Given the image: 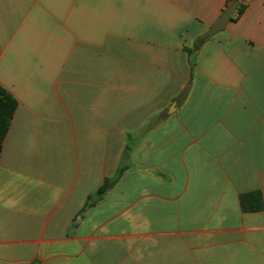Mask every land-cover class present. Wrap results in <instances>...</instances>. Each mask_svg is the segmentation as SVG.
Masks as SVG:
<instances>
[{
    "label": "crops",
    "instance_id": "0c3cea01",
    "mask_svg": "<svg viewBox=\"0 0 264 264\" xmlns=\"http://www.w3.org/2000/svg\"><path fill=\"white\" fill-rule=\"evenodd\" d=\"M229 1L0 0V264H264V0L210 35Z\"/></svg>",
    "mask_w": 264,
    "mask_h": 264
},
{
    "label": "trees",
    "instance_id": "16d2710c",
    "mask_svg": "<svg viewBox=\"0 0 264 264\" xmlns=\"http://www.w3.org/2000/svg\"><path fill=\"white\" fill-rule=\"evenodd\" d=\"M236 0H230L227 8ZM245 10V4L242 3L240 8L235 13L234 17H239ZM18 107L17 100L13 95L0 84V160L3 151V146L7 134L9 132L12 120L15 116ZM109 181L106 180L105 184L99 190L105 192L108 188ZM241 206L245 212H256L263 209V197L260 192L249 193L241 197Z\"/></svg>",
    "mask_w": 264,
    "mask_h": 264
},
{
    "label": "water",
    "instance_id": "95a60500",
    "mask_svg": "<svg viewBox=\"0 0 264 264\" xmlns=\"http://www.w3.org/2000/svg\"><path fill=\"white\" fill-rule=\"evenodd\" d=\"M244 0H236L234 1L228 8L223 12V14L219 17V19L216 21V23L213 25V27L210 30V35L217 34L225 29V27L228 25V23L232 20L233 16L237 12V10L240 8L242 2Z\"/></svg>",
    "mask_w": 264,
    "mask_h": 264
}]
</instances>
